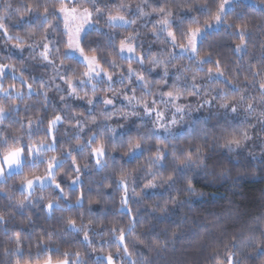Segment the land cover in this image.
I'll return each instance as SVG.
<instances>
[{
  "label": "clouds",
  "instance_id": "1",
  "mask_svg": "<svg viewBox=\"0 0 264 264\" xmlns=\"http://www.w3.org/2000/svg\"><path fill=\"white\" fill-rule=\"evenodd\" d=\"M60 2L0 0V23L13 36L20 35L24 45L15 47L14 40L0 36V61L15 63L25 73L41 69L35 80L48 85L47 106L36 96H26L21 103L31 106V115L41 120L56 110L65 114L57 129L60 142L53 151L43 153V159L55 157L59 164L56 178L70 181L51 214L45 204L56 200V193L49 187L36 188L22 208L15 200L0 201L4 217L0 221V264H17L18 259L23 264L25 258L43 260L48 249L54 257L68 250L75 264H102V249L113 252L116 264H264V92L258 88V81L264 80V0H162L172 7L167 27L176 31L177 44L192 21L197 22L193 27L202 29L195 56L191 51L174 53L167 30L154 34L153 0H76L78 7L92 11V19L82 31L83 44L89 51L96 50L114 76L107 83L97 78L95 91L81 85L79 97L83 99L62 92L55 87L59 80L50 79L57 69L83 70L73 59L78 53L65 51L63 21L53 12ZM21 3H39L41 9L48 8V14L35 11L20 16L6 10L9 4ZM222 4L227 7L222 19L215 21L211 13L219 12ZM138 8H143V15ZM113 17L130 22L116 19L114 26ZM209 22L212 26L205 28ZM129 33L136 35V52L143 53L142 63L135 57L127 59L129 53L118 48L119 39ZM42 35L51 45L54 65L38 55ZM206 56L213 63L217 58L221 61L223 76H210L207 63L194 73L196 61ZM154 59L160 63L154 65ZM129 64L134 70L130 80ZM253 65L260 70L259 76L253 74ZM184 68L189 71L176 81V73ZM177 84L182 92L178 102L164 95L175 91ZM35 88L36 84L33 93ZM133 89L138 99L164 112L166 119L157 123L142 106H129L124 90L131 95ZM105 95L114 100L113 106L100 103ZM89 97H95V103L89 104ZM153 98L155 105H151ZM75 101L87 107L74 108ZM179 106H183L182 112L176 110ZM74 110L85 113L80 127L73 126ZM102 110L111 114L107 120ZM173 116L175 123L170 122ZM90 135L93 143L100 140L105 145L102 168L90 155ZM73 156L81 167L76 183L69 179L77 175L72 169ZM45 167L41 163L25 171L43 174ZM120 173L128 183L126 206L121 204ZM18 182L15 178L8 184ZM81 185L87 198L77 201ZM89 199L94 201L91 205ZM128 207L135 225L127 215ZM68 216L76 218L80 232L67 225ZM100 218L103 225L97 223ZM110 220L118 229L125 228L127 253L118 242V233L110 232ZM83 231L90 233L91 244ZM41 235L43 244L39 243Z\"/></svg>",
  "mask_w": 264,
  "mask_h": 264
},
{
  "label": "snow or ice",
  "instance_id": "2",
  "mask_svg": "<svg viewBox=\"0 0 264 264\" xmlns=\"http://www.w3.org/2000/svg\"><path fill=\"white\" fill-rule=\"evenodd\" d=\"M227 7L226 4L220 6L219 12L213 11L211 15L215 21L222 19V13ZM7 11H15L20 16L30 15L35 11H42V15L46 16L48 14V8L44 6L41 9L39 3L35 6L32 3L27 5L19 4L13 7L9 4ZM141 15L144 14L143 8H138ZM152 11L156 15L154 21V34L158 31L167 30V35L171 43L175 46L174 53L182 51H191L193 56L197 53L200 46L199 34L202 31L200 27H193L196 21H192L187 27L186 32L182 33L180 36V43L177 44V33L175 30L168 28L170 24V17L173 15V10L170 5H166L162 0H153ZM54 13H58L63 21L64 28V44L65 51H75L78 53L80 60L75 63L83 66V70L76 73L71 69V66L65 68L63 71L57 69V75L52 76L50 79L55 82L57 79L62 83L55 84V87L60 89L62 92H66L68 95H77L79 97V87L81 85H87L93 91H95V86L97 78H100L104 82H110L114 79L113 73L102 61L101 57L97 54L95 49L89 51L85 48L82 41V31L84 26L91 21L92 11L90 8L78 7L76 0H61L60 3L56 5L53 9ZM116 19H124V23H129L126 18L123 17H113L112 22L115 26ZM212 22L206 23L205 28H210ZM237 29L240 25L237 24ZM0 36L8 41H15V47H23L21 43L22 37L20 35L13 36L5 24L0 23ZM241 44L244 43V37L241 36ZM42 42L39 47V57L42 61L46 62L48 65H54L56 63L55 58L52 55L51 45L47 42L46 35L40 37ZM136 35L129 33L127 37H121L118 41V48L121 52L129 53L127 59L131 60L134 57L137 58L141 63L143 62V53L136 52ZM31 47V45H29ZM59 51V50H58ZM160 63L159 60L154 59L153 64ZM197 67L193 70L194 73L200 71V65L204 63L208 64V73L211 76L213 73L219 76L224 75V68L221 65V61L217 58L213 63L211 59L206 56L196 61ZM61 68H63V58L61 54ZM132 65L128 66V79H131V74L133 72ZM189 71L188 68H184L178 71L175 76L176 81H180L184 76V73ZM252 72L254 75L259 76L260 70L252 66ZM9 73L11 74L9 77ZM137 78L143 80V75L137 73ZM193 80L196 76L193 75ZM5 81H9L7 86H5ZM167 83V82H165ZM17 84H19V90H17ZM34 84H36L35 93H33ZM258 88L261 92H264V80L258 81ZM35 94L36 97L42 101V106H47V100L49 97L48 85L45 84L44 80L36 81L33 75L25 73L24 71L17 68L15 63H5L0 61V195L8 201L15 200L18 207H23L24 202L31 196L32 192L36 188L44 189L45 187L52 188L56 193V200H49L45 207L48 209L49 213H53L54 210L59 207V198L61 195L65 194V188L62 183L56 178L55 169L59 166L55 157L45 161L43 159V153L47 151H53L54 145L60 142L57 135L58 127L62 126L65 121V114L59 110H56L53 115H46L43 120L39 118H34L31 115V106L27 104H22L21 101L24 98L32 97ZM165 96L171 98L172 101L178 102L182 97V92L180 90L179 84L176 85V90H169L164 93ZM61 100L64 99L62 95ZM124 99L128 102L131 107H136L140 105L143 107L145 113L153 114L156 118L157 123L166 119V114L152 106H150L147 100L138 99L135 96V90H132V94L129 95L127 90H124ZM242 99V97H241ZM7 101H12V103H6ZM88 103H95V97H89ZM102 105L113 106L114 100L110 96H103L100 99ZM155 98L151 101V105H155ZM227 103V101L225 102ZM23 109L27 112V115L21 114L19 109ZM178 112L183 111V106H179L176 109ZM233 110H235L233 108ZM12 114L17 117L15 120L12 119ZM105 120L108 119L110 113H103ZM85 113L73 111V116L76 117L73 126L80 127L81 116ZM92 121H95V116H92ZM171 123H175V116H173ZM46 123V126H45ZM18 127H13V126ZM8 129H11L10 131ZM111 130V129H109ZM95 135V133H92ZM92 135L88 137L87 144L91 146L90 155L95 161L98 168L103 167V163L106 156L105 145L102 141L97 140L93 143ZM139 146V145H137ZM155 155V153L153 154ZM41 163L46 164L43 174L37 171H25L28 169L38 168ZM72 169L77 174L75 176H69V179L76 183L79 181V173L81 171L80 164L77 162L75 156L72 157ZM14 170V171H13ZM19 178V182L9 185V180H14ZM118 182L121 186V204L128 205V183L125 178L124 173H120L118 177ZM151 184V182H149ZM109 188L110 185H105ZM87 198V193L83 187L80 186V190L77 194V201H83ZM94 201L89 199V205ZM127 215L132 216L133 225H135V217L132 214L131 207H128ZM83 213H81V218ZM4 219L3 214L0 213V221ZM67 225L72 229V231L80 232L81 229L77 227V220L74 216H68L66 219ZM89 224L92 220L88 221ZM98 224L103 225L104 220L100 218L97 221ZM110 225L111 233H118L117 239L120 245L123 246V251L128 252V244L126 231L123 226L117 228V224L114 221L108 222ZM51 234L49 233V236ZM82 235L85 240H90V233L88 231H83ZM45 237L41 235L39 237V243L43 244ZM16 245L19 247L21 244L19 233L16 234ZM104 261L102 264H116V257L113 255L112 251H104ZM119 251V248L117 249ZM76 257H79L80 253L76 252ZM17 264H20V260H17ZM23 264H75V261L70 260L68 257V250H65L62 256L54 257L51 254L50 249H48V254L43 260L37 259L33 262L31 259L25 258Z\"/></svg>",
  "mask_w": 264,
  "mask_h": 264
},
{
  "label": "trees",
  "instance_id": "3",
  "mask_svg": "<svg viewBox=\"0 0 264 264\" xmlns=\"http://www.w3.org/2000/svg\"><path fill=\"white\" fill-rule=\"evenodd\" d=\"M73 59L76 60V61H79V60H78L76 57H74V56H73ZM40 70H41V69L37 68V69H35L33 72L28 73V74L33 75V76H37ZM10 75H11V74H9V77H10ZM50 95H52V94H50ZM33 97L35 98V95H34V94H33ZM19 110L21 111V114H23V115H27V114H28L27 112H24V110H23L22 108L19 109ZM16 118H17V117L15 116V114H12V119L15 120ZM14 126H15V125H14ZM59 181L62 183L63 186H66L67 184L70 183V181H67V180H64V179H60ZM3 200H4V198L2 197V195H0V201H3Z\"/></svg>",
  "mask_w": 264,
  "mask_h": 264
},
{
  "label": "rangeland",
  "instance_id": "4",
  "mask_svg": "<svg viewBox=\"0 0 264 264\" xmlns=\"http://www.w3.org/2000/svg\"><path fill=\"white\" fill-rule=\"evenodd\" d=\"M76 57L78 60H80V57L79 56H74ZM10 74V73H9ZM36 77V76H34ZM59 83H62L61 81H59ZM73 107L74 108H86L87 106L82 102V101H75L73 103ZM14 171V170H13Z\"/></svg>",
  "mask_w": 264,
  "mask_h": 264
}]
</instances>
